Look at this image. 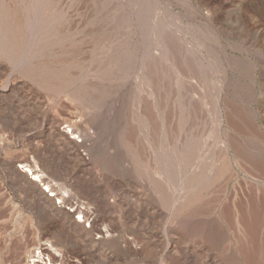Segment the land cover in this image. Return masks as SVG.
I'll use <instances>...</instances> for the list:
<instances>
[{
	"label": "rangeland",
	"instance_id": "obj_1",
	"mask_svg": "<svg viewBox=\"0 0 264 264\" xmlns=\"http://www.w3.org/2000/svg\"><path fill=\"white\" fill-rule=\"evenodd\" d=\"M11 6L23 32L0 48V264H264L261 193L218 126L232 110L264 160V0H0V22ZM46 69L79 99L51 106ZM221 156L230 170L205 186ZM10 164L41 176L49 207Z\"/></svg>",
	"mask_w": 264,
	"mask_h": 264
},
{
	"label": "bare ground",
	"instance_id": "obj_2",
	"mask_svg": "<svg viewBox=\"0 0 264 264\" xmlns=\"http://www.w3.org/2000/svg\"><path fill=\"white\" fill-rule=\"evenodd\" d=\"M14 3V2H13ZM8 7V5H7ZM6 7V8H7ZM52 9V8H51ZM5 12V13H4ZM2 12V15H1V22H0V48L3 46L4 48H12L14 50H19L20 49V45L19 43H22V42H19V37H20V34H21V31L22 29H20V24L22 23L20 21L21 19V15L17 14L16 12V9L14 7L11 6V9L8 8V9H5V11ZM19 15V16H18ZM23 15V14H22ZM26 16V15H25ZM40 17V16H39ZM27 19V18H26ZM55 21V20H54ZM58 21H61V20H58ZM21 22V23H20ZM53 22V21H52ZM49 24V22H48ZM22 26V24H21ZM44 27V26H43ZM44 31V30H43ZM23 32V30H22ZM50 33V32H49ZM63 34V33H62ZM61 34V35H62ZM22 36V34H21ZM59 37V36H58ZM24 38V37H23ZM40 40V39H39ZM54 41V40H53ZM64 42V41H63ZM46 43V41H45ZM73 43V42H71ZM41 46V45H40ZM47 47V46H46ZM47 51V50H46ZM49 51V50H48ZM50 52V51H49ZM63 52V51H62ZM9 53V52H8ZM13 54V53H12ZM45 54V53H44ZM49 54V53H48ZM10 55V54H8ZM68 55V54H67ZM39 57V55H38ZM49 57V56H48ZM59 58V57H58ZM62 58V57H61ZM61 60V59H60ZM56 61V60H54ZM53 61V62H54ZM63 63V62H62ZM72 65V64H71ZM61 67H59L60 69ZM57 69V70H59ZM43 70V69H42ZM67 71V70H66ZM56 72L52 73V70L50 71H47L44 70L42 71L41 73H39L38 75H36V79H37V83L42 86L41 88L45 87L47 88V90H53L55 91V97H56V100L54 103H52V100H51V106H54L56 107L57 106V102H58V98H61L63 97L65 100H68V101H77L79 99V96L78 94H74L73 92L71 94H68V93H65L64 92V89L66 88V84L68 83V79H66L65 77H68V76H64L61 72L58 73L57 71V74H55ZM152 73V72H151ZM68 75V74H67ZM72 75V74H71ZM154 75V74H153ZM35 77V76H34ZM72 77V76H71ZM34 79V78H33ZM59 81H58V80ZM72 81V80H71ZM2 84V83H1ZM61 85V86H60ZM19 87V86H18ZM55 87V88H53ZM70 87V86H69ZM21 88V87H20ZM2 89V88H1ZM3 89H5L6 91H11L12 88H10V86L8 84H6V87H4ZM63 90V91H62ZM70 90V89H69ZM100 91V90H99ZM51 92V91H50ZM87 92V91H86ZM7 93V92H6ZM54 93V92H53ZM10 94V93H9ZM83 94V93H82ZM50 97V96H49ZM83 100V99H82ZM60 101V100H59ZM47 102L50 103L49 99L47 100ZM81 102V100H80ZM84 102V101H83ZM42 104H44V102H40ZM39 103V104H40ZM59 104V103H58ZM42 106V105H41ZM58 107V106H57ZM56 107V108H57ZM63 107V106H62ZM56 108L54 110H56ZM221 109V108H220ZM223 109V108H222ZM232 111V110H231ZM230 110H226L224 113L228 112V114H225L224 116L222 115V113L220 112L219 113V116H218V121H219V124L218 126H220V135L223 136V139L220 141L222 144H223V147H225L224 149L227 151L229 148L230 150H232L233 152L231 154V159H227L229 162H232V164L237 168V170L240 172H242L243 175H245V180L249 181L250 185L254 186L256 191L257 192H260L261 193V196L259 195L255 204H259V206H263L264 205V160L262 159L261 157V160H255L253 159L250 154L248 153L250 150H248L246 148V145L244 144L243 140L241 139L242 138V134H241V130H242V124L240 126L239 122V117L235 116L234 119H231L229 118L228 116H230ZM234 112V111H233ZM235 113V112H234ZM237 115V114H236ZM57 116V115H56ZM55 115L53 117H51L52 119H50L51 123L52 124H55V126L57 125V127L62 124L63 122H61L59 120V116L56 117ZM234 115L231 114V117H233ZM61 119V118H60ZM231 119V120H230ZM63 120V119H62ZM243 120V119H242ZM231 121V122H229ZM235 121L237 123H235ZM47 122V121H45ZM44 122V123H45ZM241 123V122H240ZM72 124V123H71ZM244 127H245V124H244ZM248 127V126H247ZM51 129V128H50ZM55 129H57L55 127ZM1 130V129H0ZM54 130V129H53ZM55 131V130H54ZM60 129L56 130V132L53 133V136H60V139L64 136H62V131L59 132ZM250 132V130L248 131ZM73 132L70 131V134H72ZM74 135V134H73ZM52 136V137H53ZM262 136V135H261ZM254 137V136H253ZM33 138V137H32ZM57 138V137H56ZM65 139L62 138V140H65L66 143H67V146H69L71 148L72 151L74 152H78V149H79V145L76 144L75 142H72L70 141V139L72 138H75L74 136L71 137V138H68L66 136H64ZM264 137H261V141L260 143H262V146L264 147ZM1 140V139H0ZM64 141V142H65ZM220 145V144H219ZM187 146V145H186ZM261 147V146H260ZM191 149V148H190ZM262 149V148H261ZM192 151V150H191ZM225 152V151H224ZM16 155V154H15ZM227 156V155H225ZM224 156V157H225ZM14 158V157H13ZM23 158V157H22ZM215 158V157H214ZM217 158V157H216ZM215 158V159H216ZM16 159V157H15ZM18 161H22L21 157L19 156V158H17ZM263 160V161H262ZM83 161V160H82ZM262 161V162H261ZM210 162V161H209ZM17 163V162H16ZM88 163V162H87ZM184 163V162H183ZM228 163V162H227ZM226 163V159L225 158H222L221 156V159L218 158L216 160H212V162L210 163L209 166H207L209 172H207L208 176H209V179H208V183H205V184H208V185H205V186H209L210 184L209 183H216L218 180H220L225 174H227L228 170H230V166ZM12 168V177H13V180L17 181V184L19 183L25 190L24 191H27L29 192L30 194H32L31 196L35 197L36 200L35 203L38 207H42V208H46V207H49L48 205H46V203H49L51 200L49 199L50 196H54V194H49L47 195L46 197H44L43 195V191L42 190H45L47 189V192H49V189L47 188V186L44 188H39L38 185H36L35 181H38L39 178L41 176H38L37 174H34L33 172H31V170L27 169L25 167V164L24 165H21L20 164V167L19 168H26L25 171H28L29 173V176H26V175H23L22 174V171H19V170H16V168H14L12 166V164H10ZM28 167V166H27ZM178 167V165H177ZM18 168V167H17ZM195 168V167H194ZM206 168V169H207ZM193 169V168H192ZM205 169V170H206ZM185 170V169H184ZM248 170V171H247ZM183 172V171H182ZM185 172V171H184ZM187 172V171H186ZM204 172V171H203ZM248 172H256L258 174V178H255V176H251L249 175ZM184 174V173H183ZM251 174V173H250ZM254 175H256L254 173ZM203 176V175H202ZM205 176V175H204ZM205 178V179H206ZM206 179V180H207ZM183 180V179H182ZM195 180V179H194ZM40 181V180H39ZM207 182V181H206ZM41 183V182H40ZM248 183V182H247ZM215 185V184H214ZM43 186V184L41 185ZM50 186V185H49ZM48 186V187H49ZM160 186V185H159ZM177 186V185H176ZM197 187V186H196ZM204 187V185H203ZM210 187H212L210 185ZM51 188V187H50ZM194 188V187H193ZM205 188V187H204ZM209 188V187H207ZM248 188V187H247ZM206 189V188H205ZM254 189V188H253ZM192 190V189H191ZM190 190V192H191ZM201 191L204 190V189H200ZM197 191L198 193H195L193 195H191V197H188V199L182 203L181 206L178 207V212H183L184 209L187 208V206H190V205H194L196 204L197 206V203L198 202H201L202 200V193L201 191ZM207 190H205L206 192ZM26 192V194H27ZM46 192V190H45ZM159 192V191H158ZM189 192V193H190ZM208 192H209V189H208ZM256 193V192H255ZM257 194V193H256ZM207 196V195H206ZM224 196V195H223ZM49 197V198H47ZM45 198V200H44ZM204 200H205V197H203ZM34 199V198H33ZM186 199V198H185ZM256 199V198H255ZM254 200V199H252ZM251 200V201H252ZM205 203V202H203ZM235 203V202H234ZM233 203V204H234ZM232 204V203H231ZM254 204V203H253ZM51 205V204H50ZM235 206V205H234ZM254 206V205H253ZM258 206V208H259ZM51 207V206H50ZM58 207V206H57ZM227 207V206H226ZM257 207V205H256ZM58 208H61L58 207ZM56 210V211H55ZM58 209L54 208V209H51V211H53L52 213L57 216L58 215V212H57ZM259 210V209H257ZM263 210V209H262ZM61 211V210H60ZM231 211V210H230ZM260 211V210H259ZM263 213V211H261ZM62 213V212H61ZM259 213V212H257ZM261 214V213H260ZM177 216V215H176ZM236 216V215H235ZM262 216H264V213L262 214ZM235 219V221H237V218L233 217ZM260 220V219H259ZM231 222V221H230ZM239 222V221H237ZM264 222V221H263ZM261 223H257L258 225L260 224L261 227L263 228L262 230H264V224ZM71 223V222H70ZM236 223V222H235ZM70 225V224H69ZM230 226V225H229ZM236 226V225H234ZM233 226V227H234ZM260 227V226H259ZM187 234V233H186ZM263 234H264V231H263ZM238 239V238H237ZM232 240V239H231Z\"/></svg>",
	"mask_w": 264,
	"mask_h": 264
}]
</instances>
